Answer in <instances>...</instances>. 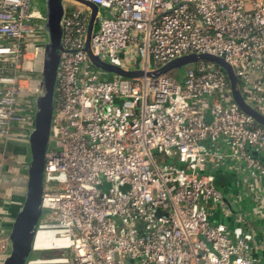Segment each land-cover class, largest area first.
Returning <instances> with one entry per match:
<instances>
[{
	"label": "built area",
	"instance_id": "built-area-1",
	"mask_svg": "<svg viewBox=\"0 0 264 264\" xmlns=\"http://www.w3.org/2000/svg\"><path fill=\"white\" fill-rule=\"evenodd\" d=\"M89 1L99 7L91 48L103 61L152 70L191 53L222 57L264 114V0ZM82 6L65 8L43 216L26 264H264V227L252 218L264 220V126L215 63L189 64L182 77L94 67L85 51L92 12ZM43 19L32 0H0L5 143L32 128ZM228 170L243 189L230 197L216 186ZM1 220L3 264L10 240ZM46 251L60 254H34Z\"/></svg>",
	"mask_w": 264,
	"mask_h": 264
},
{
	"label": "water",
	"instance_id": "water-1",
	"mask_svg": "<svg viewBox=\"0 0 264 264\" xmlns=\"http://www.w3.org/2000/svg\"><path fill=\"white\" fill-rule=\"evenodd\" d=\"M64 0H42L44 3V56L42 67L39 70V91L33 100L34 116L32 128L28 131L29 160L26 165L25 190L17 208L11 213L8 235L10 248L3 260V264H26L32 250L33 240L38 225L43 216V192L45 188V164L46 155L50 146L52 120L54 114L56 84L60 69L61 53L63 45V21L65 7ZM91 9V18L87 32L85 51L92 65L110 74L127 78L156 77L169 73L182 66L198 61L212 62L220 66L226 73L235 101L240 108L250 114L262 126H264V114L251 107L244 100L240 83L235 70L224 58L209 53H191L179 56L159 68L152 70L136 69L127 70L121 66L103 61L94 54L91 48V38L98 30L97 19L98 5L89 0H70ZM4 212L2 218L7 215ZM260 233L256 236L260 242ZM257 256V255H256Z\"/></svg>",
	"mask_w": 264,
	"mask_h": 264
},
{
	"label": "crops",
	"instance_id": "crops-1",
	"mask_svg": "<svg viewBox=\"0 0 264 264\" xmlns=\"http://www.w3.org/2000/svg\"><path fill=\"white\" fill-rule=\"evenodd\" d=\"M27 134H28V130L23 129L22 131H17L13 133V135H11V138L10 140H8L7 143L3 142L0 139V157L1 156L6 157L7 154L12 153L15 157L16 162L17 161L19 163L21 162L20 165L16 166L17 173H18V184H15V187L13 190H11V192H7L8 197L6 196V192H5V196L3 193L2 197H0L2 199V204H0V207L4 210V212H6L5 214L7 215L6 218L5 217L2 218L3 214H1V219H2L1 226H2V231L4 233H8V226L10 225L11 213L17 208V204L21 201L23 194H24V190H25V182H26V170L25 169H26V165L29 160V145H28V140H27ZM9 165L11 164L6 162L5 171L8 169ZM5 171H4V185L7 187L8 178H7V173ZM222 172H225V171H222ZM225 175H227V178L232 179V180H225L227 181L226 186L228 189V191L225 194L228 197H230L232 193L235 195L239 191L243 190L242 188L239 187L240 185L239 176L240 175L238 173H236L235 171L233 172V171L228 170L226 171ZM2 189L1 191H3ZM263 190H264V186H262L260 191H263ZM219 212L220 210L217 209L216 213H219ZM216 213L213 215L214 220L219 219Z\"/></svg>",
	"mask_w": 264,
	"mask_h": 264
},
{
	"label": "rangeland",
	"instance_id": "rangeland-1",
	"mask_svg": "<svg viewBox=\"0 0 264 264\" xmlns=\"http://www.w3.org/2000/svg\"><path fill=\"white\" fill-rule=\"evenodd\" d=\"M63 4H64V7L65 8H68V9L78 8V7L83 8V6L82 5H79V3H76V2H73V1H70V0H64L63 1ZM32 7L35 8V9L40 10L42 13H45L44 12V10H45L44 9V3L42 2V0H32ZM38 23H41L42 27L44 28V21L43 20H40ZM188 66L189 65H185V66H182V67H180L178 69H174V70L170 71L168 74L169 75L181 76L182 74L185 73V71L187 70ZM37 76H38V74H37ZM5 159H6L5 161L8 162L11 165L8 166V169H7L8 171L7 170L5 171L7 173L8 183H7V187H6L4 185V182H3V184H2L3 185L2 186V188H3L2 190L3 191H1L0 197H2L3 193H4V196H5V192H6V196L8 197V193L7 192H11V190L14 189L15 184H18V173H17L16 166L21 164V162L20 163L18 161L16 162L15 157H14V155L12 153L7 154V156L5 157ZM220 173L219 172L216 173V176H217L216 186L218 188L224 190L225 189L226 182H227L225 180H232V179L227 178V175H225L226 172H220ZM240 187H242V186H240ZM240 195L242 196V199L244 201L243 204L246 205V209L248 211H251V209L255 205L248 200V198L245 195V192H241ZM237 205H238V203L235 202L234 203V206L238 207ZM1 214H4V210L0 207V215ZM219 214L221 215V217L224 216L222 212L217 213V215H219ZM252 218H253L254 221L257 222V226L259 228L260 227H264V220L263 219H258V217H256V216H252ZM34 254H36V255H43L44 256V255L60 254V252H57V251H46V252H37V253H34Z\"/></svg>",
	"mask_w": 264,
	"mask_h": 264
},
{
	"label": "trees",
	"instance_id": "trees-1",
	"mask_svg": "<svg viewBox=\"0 0 264 264\" xmlns=\"http://www.w3.org/2000/svg\"><path fill=\"white\" fill-rule=\"evenodd\" d=\"M220 173V172H219ZM221 174V173H220ZM217 179V177H216ZM225 193L228 191L227 186L225 185V189L223 190ZM0 204H2V199L0 198Z\"/></svg>",
	"mask_w": 264,
	"mask_h": 264
},
{
	"label": "bare ground",
	"instance_id": "bare-ground-1",
	"mask_svg": "<svg viewBox=\"0 0 264 264\" xmlns=\"http://www.w3.org/2000/svg\"><path fill=\"white\" fill-rule=\"evenodd\" d=\"M40 239H41V232H39L38 235H37V241L39 242Z\"/></svg>",
	"mask_w": 264,
	"mask_h": 264
}]
</instances>
